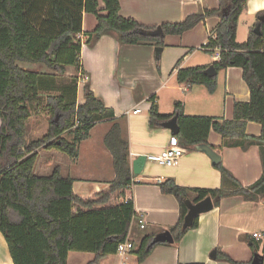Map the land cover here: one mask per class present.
Returning a JSON list of instances; mask_svg holds the SVG:
<instances>
[{"label": "trees", "instance_id": "trees-1", "mask_svg": "<svg viewBox=\"0 0 264 264\" xmlns=\"http://www.w3.org/2000/svg\"><path fill=\"white\" fill-rule=\"evenodd\" d=\"M99 1L103 9L99 8ZM217 1L216 9L191 14L178 23L147 27L121 17L119 0H0V233L12 264H68L71 252L91 253L94 258L89 264H98L114 255L117 245L129 237L135 212L133 198L125 197L133 177L128 142L121 136L113 111L94 96L88 82L83 86L84 102L78 104L76 100L78 81L86 76L81 66L79 39L84 13L96 20L94 29L85 34L88 45L109 35L120 45L163 47L166 35H181L206 18L217 17L218 24L205 41L204 51L213 54L218 50V60L212 64L216 73L229 67L242 71L249 101L233 104L231 120L184 115L180 102L174 103L171 114H161L155 95L148 98L149 128H161L176 116L179 129L176 137L184 149L208 145L207 136L213 131L221 136L222 147L256 146L262 166L260 178L246 187L222 163L214 166L221 177L219 189H186L172 179L161 183L160 192L172 195L179 205L177 223L165 230L172 235L173 244L197 226L198 216L189 228H182L187 200L197 203L210 197L213 207H217L221 199L230 196H241L249 202H257L264 196V23L260 35L253 32L264 11L256 14L247 40L238 43L237 27L247 0ZM157 28H161L163 35L151 36ZM159 59V56L155 59L157 72ZM19 62L42 64L52 73L25 71L17 65ZM208 66L179 68L176 80L179 84L203 85L213 93L217 74L205 76L203 71ZM67 67H72L75 73L63 81ZM39 115L48 117L47 132L28 142L27 123ZM103 122L111 124L103 145L111 155L114 171V179L107 188L92 198L82 199L73 193V180L63 177L59 167L49 176L34 173L39 149L56 150L74 162L80 142L88 138L95 125ZM249 122L261 126L259 136L246 134ZM222 147L211 148L220 155ZM226 183L231 185L230 189H225ZM187 192L196 193V198L191 200ZM115 197L122 200L113 203ZM142 233L137 239L130 238L133 244L130 255L138 264L150 255L154 246L170 245L161 243L148 248L155 233L147 230ZM243 239L251 243L253 254L264 255V241ZM214 253L217 260L244 264L220 250Z\"/></svg>", "mask_w": 264, "mask_h": 264}, {"label": "crops", "instance_id": "crops-1", "mask_svg": "<svg viewBox=\"0 0 264 264\" xmlns=\"http://www.w3.org/2000/svg\"><path fill=\"white\" fill-rule=\"evenodd\" d=\"M119 14L147 26L155 27L163 23H178L186 16L216 9L217 0H119ZM99 8L103 3L99 1ZM264 11V0H247L239 18L236 42L244 43L249 31L253 28L256 14ZM218 24L217 17H208L193 29L181 35H166L159 55V72L155 65V46L120 45L109 35L101 36L93 45L86 43V33L95 25V17L84 13L80 60L86 76L79 79L76 91L78 104L84 102L83 86L89 83L94 96L100 98L106 108L113 111L121 127V136L129 145V164L137 156L159 154L167 147L171 136L168 129L148 126V98L156 97L161 114H171L174 103L180 102L184 115H203L215 120H231L233 104L248 102L249 90L242 80L240 68L229 67L219 71L216 76V87L209 93L203 85L179 84L176 72L179 68L212 65L218 60V50L209 54L205 61L194 60L198 50L207 40ZM197 52V53H196ZM191 64V65H190ZM25 70L36 73L51 74V70L42 64L17 63ZM72 67L66 68L64 80L74 75ZM80 76V75H79ZM78 76V77H79ZM140 108L139 114L131 112ZM37 124L45 122L44 115L36 116ZM30 118L27 125L33 126ZM39 119V120H38ZM104 125L106 128H97ZM110 122L95 125L87 139L79 144L76 161L56 150H38V159L34 173L38 176H49L55 167H59L63 177L73 180V193L82 199L92 198L95 193L108 187L114 179L112 159L103 145V137L110 127ZM44 128V135L47 132ZM249 136H259L261 126L249 122L245 127ZM34 135V131L30 133ZM42 135V136H43ZM209 146L222 147L220 135L210 131L207 136ZM220 163L231 173L240 185L246 187L256 182L262 174V166L256 146L247 149L240 147H222ZM211 164L210 159L201 151L185 149L183 156L170 168L160 167L146 162L137 176L132 174V185L125 197L133 198L135 216L131 223L129 238L133 228L154 232L155 235L174 226L179 219V205L170 194H162L159 185L172 179L178 186L186 189H219L220 173ZM225 189L231 185L226 183ZM191 200L197 194L187 192ZM122 198H113L119 202ZM140 224L144 228L139 227ZM264 233V196L257 202L245 201L241 196H230L220 200L217 207L198 216L197 226L187 231L178 243L156 245L150 255L139 264H231L217 260L212 253L220 250L236 262L249 264L253 257L251 243L245 241L253 234ZM255 239V238H254ZM264 241V239H255ZM91 253L71 252L68 264H89L93 261ZM0 264H12L7 245L0 233ZM98 264H138L129 255L127 259L111 255Z\"/></svg>", "mask_w": 264, "mask_h": 264}, {"label": "water", "instance_id": "water-1", "mask_svg": "<svg viewBox=\"0 0 264 264\" xmlns=\"http://www.w3.org/2000/svg\"><path fill=\"white\" fill-rule=\"evenodd\" d=\"M258 24L253 29V32L257 35H260V26L264 23V15L258 17ZM151 36H162L163 32L161 28H157L155 31L151 32ZM156 57H158L162 51V47H155L154 49ZM203 74L209 78L214 77L216 75V71L213 65H209L204 71ZM163 128L169 130L171 135L176 136L178 134V126L176 122V116L171 118L170 120L163 123ZM196 150L203 152L211 161L212 165H216L220 163V156L217 154L209 145L207 144H200L194 147ZM146 163V157L144 155L137 156L131 162V171L133 176H137L140 174L142 169L144 168ZM185 206L187 208V212L183 218L182 228L186 229L189 228L193 220L196 216H199L202 213L208 212L213 209V202L210 197H206L203 200L192 203L191 201L187 200L185 202ZM161 243H173V237L168 231H163L161 233L156 234L151 242L148 245V248H151L153 245L161 244ZM212 257H214V252L212 253ZM249 264H264V255L260 253H254L252 260Z\"/></svg>", "mask_w": 264, "mask_h": 264}, {"label": "built area", "instance_id": "built-area-1", "mask_svg": "<svg viewBox=\"0 0 264 264\" xmlns=\"http://www.w3.org/2000/svg\"><path fill=\"white\" fill-rule=\"evenodd\" d=\"M198 50H205L206 49V42L202 44ZM217 51V50H216ZM141 112L140 108H135L132 110V114L136 115ZM185 152V149L180 145L179 140L176 136L171 135L167 142L166 149L159 153V154H150L146 155V162H151L156 164L160 167L170 168L175 165V163L183 156ZM139 227L141 229L144 228L143 224H140ZM255 239H264V233H257L252 235ZM133 249V244L129 237L126 238L124 242H121L117 245L116 253L118 257H121L123 259H127L130 255V252Z\"/></svg>", "mask_w": 264, "mask_h": 264}, {"label": "rangeland", "instance_id": "rangeland-1", "mask_svg": "<svg viewBox=\"0 0 264 264\" xmlns=\"http://www.w3.org/2000/svg\"><path fill=\"white\" fill-rule=\"evenodd\" d=\"M199 57H200V59H202V61L203 60L205 61L207 58L210 59V55L208 53L202 52V51L199 52L197 55H195L194 60H197ZM44 117H45L44 118L45 119L44 120L45 122L43 123V121H42V123H40V121H38V125H36V126H35V124H37L36 123L37 122V118L36 117H33V118H35L32 121L34 123L33 124L34 125L33 126L34 128H31L32 125H27V141L28 142L40 138L43 135L42 132H44V128H46V127L48 128V117L46 115H44ZM97 128H106V127L104 125H100ZM33 131H34V135L31 136L30 133H32ZM132 231H133V234L130 237L132 239H137L138 238V235L142 233V230L141 231L138 230V226H135Z\"/></svg>", "mask_w": 264, "mask_h": 264}]
</instances>
